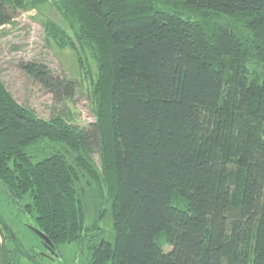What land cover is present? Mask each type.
Instances as JSON below:
<instances>
[{"label": "trees", "instance_id": "1", "mask_svg": "<svg viewBox=\"0 0 264 264\" xmlns=\"http://www.w3.org/2000/svg\"><path fill=\"white\" fill-rule=\"evenodd\" d=\"M58 1L95 53L96 119L41 120L0 81V222L88 264H264V0Z\"/></svg>", "mask_w": 264, "mask_h": 264}, {"label": "rangeland", "instance_id": "2", "mask_svg": "<svg viewBox=\"0 0 264 264\" xmlns=\"http://www.w3.org/2000/svg\"><path fill=\"white\" fill-rule=\"evenodd\" d=\"M11 1L8 7L12 21L0 28V81L6 90L19 106L41 120L59 118L68 126L80 127L94 123L97 62L94 51L74 38L75 20L63 13L58 0ZM26 65L44 68L53 80L73 82V95L67 97L61 90L45 88L26 72ZM93 160L98 165L97 154ZM5 214L10 220L14 217L11 210ZM106 222L107 219L101 227L106 228ZM19 230L25 245L40 248L32 234ZM162 243L160 240L161 247L168 252L169 248ZM74 251L72 246L65 247L59 264H75Z\"/></svg>", "mask_w": 264, "mask_h": 264}, {"label": "flooded vegetation", "instance_id": "3", "mask_svg": "<svg viewBox=\"0 0 264 264\" xmlns=\"http://www.w3.org/2000/svg\"><path fill=\"white\" fill-rule=\"evenodd\" d=\"M4 193L5 189L0 185V195L3 196ZM4 209L5 212L9 210L5 207ZM5 212L1 216L2 219L0 222V235H2L5 240V264H59L62 259L63 249L65 247L68 248L70 246L75 248V251L73 253L75 257V264H88L86 253L84 252L83 248L81 249V245L77 246L74 244H66L65 246L57 247L50 242V240L47 238L46 235H44V233L33 227L22 213L18 211H13L14 217H12V220H10L6 217ZM20 228L32 234L38 240V243L40 244L39 249L35 250L34 247L32 248L30 246L25 245L26 243L23 242V239H21V234L19 233ZM37 232L42 234L45 239L40 237ZM8 237L13 240H16L17 242V248H14L13 257L11 256L12 263L7 261L6 245L8 243ZM0 264H2V259L0 261Z\"/></svg>", "mask_w": 264, "mask_h": 264}, {"label": "water", "instance_id": "4", "mask_svg": "<svg viewBox=\"0 0 264 264\" xmlns=\"http://www.w3.org/2000/svg\"><path fill=\"white\" fill-rule=\"evenodd\" d=\"M0 234H1V230H0ZM37 234L43 239H45L44 236L39 232H37ZM0 237H1V259H2V264H5V240L2 237V235H0Z\"/></svg>", "mask_w": 264, "mask_h": 264}]
</instances>
